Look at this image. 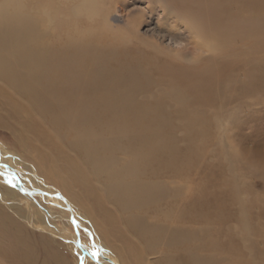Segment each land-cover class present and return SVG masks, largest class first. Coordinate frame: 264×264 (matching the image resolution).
<instances>
[{
  "label": "rangeland",
  "instance_id": "rangeland-1",
  "mask_svg": "<svg viewBox=\"0 0 264 264\" xmlns=\"http://www.w3.org/2000/svg\"><path fill=\"white\" fill-rule=\"evenodd\" d=\"M17 1L23 7L21 19L27 17V28L36 30L32 44L48 54L84 50L79 59L87 62L93 54L90 44L100 57L111 44L110 49H122L124 60L133 63L139 57V77H146L121 105L123 112H111L102 129L77 120L70 107L52 119L53 113L26 97L37 86L24 91L0 73L4 167L38 181L33 198L45 201L44 194L54 191L66 206L75 192L100 229L102 215L110 218V229L100 235L112 245L108 248L114 256L123 258L126 245L132 253L140 250L138 233L131 234L126 226L133 214L147 226L164 224L187 232V243L165 249L159 244L142 264H264V0H218V14L209 22L207 12L191 2L171 9L163 0H96L90 9L84 0H0L2 10ZM190 13L206 24L198 35L190 28ZM65 64L60 70H71ZM178 75L186 80L178 84ZM201 83L206 89L201 90ZM85 132H147L165 142L172 168L155 164L151 174L141 176L163 188L158 209L142 204L130 210L107 195L108 171L119 167L86 163L84 150L76 145ZM118 140L123 143V138ZM113 155L119 165L128 158L119 150ZM45 160L53 173L61 167L65 178L73 162L80 175L79 182L70 183L80 184H70L66 193L43 175L40 162ZM2 178L0 215L6 228H0V264H79L69 242L76 235L74 225H64L54 215L58 210L53 217L42 213L45 224L35 219L41 204L15 206ZM71 206L82 210L76 200ZM166 210L171 212L168 220L163 219ZM13 230L22 241H16ZM81 240L102 253L100 244L93 248L88 237Z\"/></svg>",
  "mask_w": 264,
  "mask_h": 264
},
{
  "label": "bare ground",
  "instance_id": "bare-ground-1",
  "mask_svg": "<svg viewBox=\"0 0 264 264\" xmlns=\"http://www.w3.org/2000/svg\"><path fill=\"white\" fill-rule=\"evenodd\" d=\"M84 1L87 4L86 8L89 7L90 9L96 2V0ZM163 1L162 4L171 9H174V6L179 5L180 2L181 4L182 2H191L195 7L207 12V22L210 19L216 18L219 5L218 0ZM13 5L10 10H2V6L0 5V73H2L6 80L13 81L15 85L17 83L20 84L21 87L19 88L24 91L32 86H37L32 90V94H27L26 97L53 113L52 119L60 117L70 107L73 110L71 111L72 114L77 120L79 119L84 123L90 122L92 126L98 124L101 125L102 129H106L108 115L111 112H123L121 105L126 104L128 96L131 95L132 90L135 89L139 80L146 78L139 77L142 74L141 68L137 64V62L140 64L139 57L136 58L137 62L133 63L132 61L124 60L119 53L122 49H116V52L110 49L114 48L111 44L104 46V54L101 57L99 56L100 54L94 56V53L99 50L90 44L89 46L92 48L91 52L93 54L87 62L79 59L80 55H84V50L73 49L68 54L64 52L65 55H60V52L55 54L51 51L48 54L36 43L32 44L31 39H33V34L36 30L34 26L30 29L27 28L26 21L29 22L27 17L25 19L22 17L21 19L20 16H22L23 7L19 5L22 4L17 1ZM121 13L120 11L119 14ZM196 17V13H190L192 22L190 23V28L198 35L200 31L203 32L206 24L203 25L201 22H196ZM64 63L71 70L62 69L61 71L60 68ZM85 67L88 69L87 73L84 71ZM62 73H64V80H62ZM185 80L186 77L184 76H176L178 84ZM206 84L210 86L211 82L209 81ZM201 85V90L206 89L202 83ZM197 87L195 86V88ZM127 110L128 107L124 108V111ZM85 136V139L76 145L82 147L84 150L86 163L95 168L96 165L110 164V162H113L119 167H111L108 171L109 187L107 189V195L119 206L130 208V210H135L136 206L142 204H144L143 206L153 204L157 208L158 203L161 201L163 188L161 190L160 185L143 180L141 176L145 173L151 174L153 169H155V164H162L163 169L172 168V158L168 150L169 147L165 145V142L156 139L157 135L155 133L151 134L147 132H85ZM122 138L123 143L118 140H122ZM117 150L126 153L128 156L126 162L122 165L115 162L113 153ZM4 158L5 154L0 145V175L3 177L0 176V179L2 178L5 181L6 194L13 199L15 206L20 207V203L24 202L28 207H31V203H33L35 204L34 207L38 208L37 206L41 204L43 208H38L33 216L44 224L47 222H44L43 214L46 213L45 215L53 217V212L58 210V213L55 212L56 214L54 215H58L57 217L63 221L64 225L65 221H69L74 225L76 235H73L88 237V239L93 241V244L91 242L93 248L94 244H100L103 247L102 253L94 250L99 255L98 258H93L92 252L94 251L89 247L88 242L81 240L82 237L79 240L75 239V236L73 237L71 234V238H73L69 242L78 255L79 264H97L98 261H100L99 264H117L120 260H122L120 262L122 264H142L146 253H154L158 249L159 244H164L165 249L167 245L178 242L187 243V232L185 229L169 227L164 224L147 226L140 220L136 221L132 214L129 216V222L126 226L131 228V234L133 232L138 233L141 242V245L139 244V252L134 251L132 253L131 248L126 245V248L123 249V258L120 255L114 256L113 253L111 255L110 248L108 247L112 245L104 242V239L100 235L101 232L103 233L108 231L107 229H110L106 226L110 218L102 215L104 226L100 229L101 225L97 221L93 223L88 218L89 215L92 218L93 216L90 212L88 213L89 210L87 211L85 208L87 206L84 203L82 204L80 198H77L73 191L69 195L71 201L65 200L66 206L62 204L64 202L63 198H59L57 195L59 193L54 191H48V193L44 194L45 201L33 198L35 194L33 191L35 190L34 188L39 187L37 185L38 181L36 182L31 178L27 179L21 173L12 172L9 167L8 169L5 168ZM40 163L42 165L43 175L55 183L60 184L66 193H69L68 186H71L70 184H76L75 182L70 183V181L79 182V168L73 162H69L71 168L66 174L67 178L61 175V167H59L58 173H53L51 171L52 169H47L49 160ZM51 167L54 166L50 165ZM55 176L60 177L59 180ZM41 196L43 195L41 194ZM75 200L80 203L82 212L72 208L71 205ZM44 203L48 205L46 206L47 208ZM66 209L68 216L64 212ZM170 217L171 212L169 210L163 212V219L168 220ZM77 219H79V222ZM3 223V218L0 215V228L2 229L5 227ZM78 224H81V226H77ZM64 225L62 229L67 233V227ZM7 230L10 231L9 229ZM12 232L17 242L22 241L21 237L17 235L16 230ZM0 248H3L1 244ZM166 264L171 263L166 261Z\"/></svg>",
  "mask_w": 264,
  "mask_h": 264
},
{
  "label": "snow or ice",
  "instance_id": "snow-or-ice-1",
  "mask_svg": "<svg viewBox=\"0 0 264 264\" xmlns=\"http://www.w3.org/2000/svg\"><path fill=\"white\" fill-rule=\"evenodd\" d=\"M99 253L97 251L92 252L93 258H98Z\"/></svg>",
  "mask_w": 264,
  "mask_h": 264
},
{
  "label": "water",
  "instance_id": "water-1",
  "mask_svg": "<svg viewBox=\"0 0 264 264\" xmlns=\"http://www.w3.org/2000/svg\"><path fill=\"white\" fill-rule=\"evenodd\" d=\"M73 221V220H72Z\"/></svg>",
  "mask_w": 264,
  "mask_h": 264
}]
</instances>
